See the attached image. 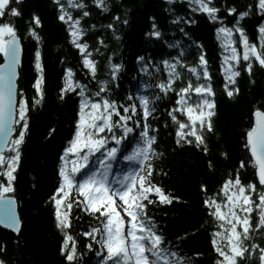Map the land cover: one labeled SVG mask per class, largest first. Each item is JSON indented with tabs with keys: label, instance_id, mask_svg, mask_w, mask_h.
I'll return each mask as SVG.
<instances>
[{
	"label": "trees",
	"instance_id": "16d2710c",
	"mask_svg": "<svg viewBox=\"0 0 264 264\" xmlns=\"http://www.w3.org/2000/svg\"><path fill=\"white\" fill-rule=\"evenodd\" d=\"M103 2L108 7L106 12L97 8L92 0H84L90 15L81 16L80 25L85 29L81 42H88L89 50L99 49V54L93 51L91 57L96 60L98 79L107 78L105 74L109 56L113 62L122 65L118 80L108 85L111 89L108 95L112 99L126 103L129 94L134 97L147 94L150 106L154 103L156 111L148 118L150 127L156 128L157 136L151 179L166 193L179 198L173 199L170 204L156 202L148 205V214L154 217L166 239L179 245L180 254L186 258L185 264H216L218 256L210 242L213 219L207 214L202 201L217 193L223 180L234 177L237 171L242 183L251 181L257 184L252 165L245 168L239 165L241 161L247 162L249 159L243 146V136L252 124V115L257 108L264 110V67L253 62L250 74L241 70L236 78L235 87L238 91L227 95L223 90L224 80L220 70L222 42L215 29L220 23L238 25L244 29L251 42H257V28L264 22V14L256 10L257 0H212L213 6L219 9L217 15L223 17L222 22L211 21L202 12H193L188 0H173L172 4H168L167 0ZM249 5L252 7L249 8ZM12 6L18 7L21 12L20 16H7L6 19L15 25L22 45L17 89L23 90L28 102V128L20 146V157L12 181L13 191L7 193L15 199L21 230L16 237L0 229V247L3 248L0 260L4 264H68L61 252L63 236L67 232L76 240L79 264H97L99 257L95 255V249L99 245L93 242V249H87L85 244L89 241L83 232L90 231L92 227H102L98 214L83 211V206L76 200L78 194L73 190L62 202V211L68 213L69 227L59 229L56 227L55 205L51 197L59 186V157L73 136L79 114L77 94L65 92L61 98L59 90L63 84L64 70L71 67L75 78L93 89L98 88V85L85 75L87 70L82 66V57L70 41L67 24L57 18L58 8L53 0H20L19 4L12 0ZM228 7L235 8L231 15L227 12ZM68 10L74 18L81 15L78 9ZM241 11L249 14L239 17ZM33 14L41 22L36 28L39 42L26 32L30 24L35 27L31 21ZM113 16L118 19L113 20ZM176 16L194 21L179 25L188 36H184L172 23ZM109 23L115 25L118 40L113 38V30L107 27ZM153 24L161 30L163 39L146 35L152 30ZM98 36L106 47L99 43ZM233 38L238 47L239 34L234 32ZM174 41L180 42L179 47L169 48L167 44ZM37 49L41 61L39 71L35 68ZM181 49L186 66L178 70L191 78L193 84L195 77L187 72V65L197 66L201 52L207 60L210 83L215 92L212 97L215 102L214 115L211 118L214 132L206 136L207 152L194 145L175 143L176 125L167 115L168 110L175 107L174 93L164 94L156 88L140 87L143 82L153 81L140 72V63L136 59L138 56L158 62L177 55ZM37 77L42 80L43 97H37L40 103L33 106V85ZM161 78L166 77L162 75ZM183 82L187 83V79H183ZM174 83L177 88L181 86V80ZM154 95L160 98L153 102ZM191 95L195 100V94ZM176 115L186 120L180 113ZM138 139L137 133L129 134L130 143ZM10 154L8 151L5 155ZM4 168V165L0 166V173ZM0 182H6L2 175ZM202 184L205 185V191L201 190ZM67 201L72 202L71 209L66 207ZM255 221V214H252L253 227ZM177 237H180L178 241ZM255 241L264 247V233L258 234ZM258 255V250H253L248 258L246 252L244 258H237L238 264H259Z\"/></svg>",
	"mask_w": 264,
	"mask_h": 264
},
{
	"label": "snow or ice",
	"instance_id": "6c2138e0",
	"mask_svg": "<svg viewBox=\"0 0 264 264\" xmlns=\"http://www.w3.org/2000/svg\"><path fill=\"white\" fill-rule=\"evenodd\" d=\"M53 2L58 8L57 18L67 24L70 41L82 57V66L87 70L85 75L98 85V88L93 89L89 84L76 79L71 67L64 70L63 84L59 90L61 98L65 92L77 94L79 116L75 134L59 157V186L54 189L51 197L55 205L56 227L62 230L69 227L68 213L62 211V202L74 190L83 211L98 214L100 218L102 227H92L90 231L83 232L89 241L85 244L87 249H93V242L99 245L95 249V255L100 258L98 264H185L186 258L180 254L179 245L168 241L154 217L148 214V205L156 202L170 204L173 199H179L166 193L151 179L157 136L156 128L150 127L148 118L156 111L154 103L150 106L147 94L136 97L129 94L126 103L112 99L108 95L111 91L108 85L118 80L122 65L113 62L109 56L108 71L105 74L107 78H97L96 60L91 57L93 51L98 55L99 49L89 50L88 42H81L85 34V29L80 25L81 16L90 15L84 0ZM15 3L19 4L20 0H15ZM92 3L102 11H108L103 0H92ZM167 3L172 4L173 0H167ZM188 5L193 12L204 13L211 21H223V17L217 15L219 9L213 6L212 0H188ZM255 7L260 14H264V0H257ZM69 8L80 10L81 15L74 18ZM234 11V7L227 8L230 15ZM248 14L241 11L238 16ZM20 15L19 8L12 6V0H0V56L3 57L0 63V166L6 165L0 173L6 181L0 182V224L17 231L19 221L13 211V202L5 194L13 191L12 181L20 157V146L28 128V102L23 90H18L16 86L17 66L21 59L18 30L6 17ZM116 19L118 17L113 16V20ZM31 21L35 27L30 24L26 32L39 42L36 28L41 22L35 14ZM192 22L181 16H176L172 21L184 36H188V33L179 26L180 23ZM107 27L113 30V38L118 40L115 25L109 23ZM215 31L226 53L221 68L223 90L231 96L238 91L235 85L241 70L250 74L253 62L264 67V22L258 25L257 42H251L244 29L238 25L226 26L220 23ZM234 32L239 34L240 51L234 46L237 43L233 38ZM146 35L163 39L156 24L152 25V30ZM97 40L106 47L101 37L98 36ZM179 43L174 41L167 46L178 48ZM183 56L182 49L177 55L158 62L138 56L136 59L140 63V72L153 81L143 82L140 87L156 88L164 94L174 93L175 107L168 110L167 115L176 125L175 143L194 145L207 152L206 136L214 132L211 118L214 115L215 102L212 97L215 92L210 83L211 76L204 54H199L197 66L187 65V72L195 77L194 84L191 78L178 70L186 66ZM35 68L37 71L41 69L39 49L35 52ZM162 75L166 78H161ZM182 76L187 79V83L183 82ZM177 80H181L178 88L174 83ZM41 84L42 80L37 77L33 85V106L40 103L37 97H43ZM192 93H195V100ZM159 98V95H154L152 101ZM176 113L186 117V120L179 119ZM253 116L254 122L243 136V146L250 153V158L247 162L241 161L239 166L245 168L252 165L258 185L251 181L242 183L237 171L234 177L229 176L223 180L217 193L202 201L207 214L213 219L210 242L218 256L216 264H238V257L244 258L247 252L250 258L253 250H258L259 264H264V247L255 241L258 234L264 233V110L257 108ZM17 125L18 128L15 127ZM14 132L18 134L13 136ZM132 133H137L139 139L135 147L124 154L128 145L122 142ZM5 149L11 154L6 156ZM120 161L127 162L131 167H127V170L122 167L119 174L113 175L114 164ZM201 190H206L205 185H201ZM66 207L71 209L72 202L67 201ZM253 213L256 217L254 227ZM176 239L178 241L180 237ZM63 241L61 252L68 264H79L76 240L65 232ZM0 264H4V261L0 260Z\"/></svg>",
	"mask_w": 264,
	"mask_h": 264
},
{
	"label": "water",
	"instance_id": "95a60500",
	"mask_svg": "<svg viewBox=\"0 0 264 264\" xmlns=\"http://www.w3.org/2000/svg\"><path fill=\"white\" fill-rule=\"evenodd\" d=\"M21 59H22V49H21ZM21 59H20L19 65L17 66V78H16V82H17V79H18V70H19V68L21 66ZM253 122H254V116H253ZM13 136H14V133H13ZM249 155H250V153H249ZM11 200L13 202V211L15 212V215H16L17 220L19 221V229H18V231L17 230H13V229L8 228L4 224H0V229H2L4 231H7V232H9V233H11V234H13L14 236L17 237L18 234H19V232H20V230H21V223H20L19 216H18V213H17L15 201H14L13 198H11ZM0 211H2V206H0Z\"/></svg>",
	"mask_w": 264,
	"mask_h": 264
},
{
	"label": "rangeland",
	"instance_id": "374dc122",
	"mask_svg": "<svg viewBox=\"0 0 264 264\" xmlns=\"http://www.w3.org/2000/svg\"><path fill=\"white\" fill-rule=\"evenodd\" d=\"M4 167L6 168V166L4 165Z\"/></svg>",
	"mask_w": 264,
	"mask_h": 264
}]
</instances>
